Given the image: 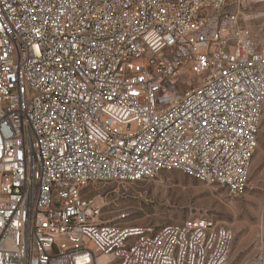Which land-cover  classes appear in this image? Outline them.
I'll return each instance as SVG.
<instances>
[{
  "label": "built area",
  "instance_id": "2783aa9c",
  "mask_svg": "<svg viewBox=\"0 0 264 264\" xmlns=\"http://www.w3.org/2000/svg\"><path fill=\"white\" fill-rule=\"evenodd\" d=\"M263 105L264 0H0V264H227L209 216L122 226L85 191L239 195Z\"/></svg>",
  "mask_w": 264,
  "mask_h": 264
},
{
  "label": "rangeland",
  "instance_id": "374dc122",
  "mask_svg": "<svg viewBox=\"0 0 264 264\" xmlns=\"http://www.w3.org/2000/svg\"><path fill=\"white\" fill-rule=\"evenodd\" d=\"M85 194L106 203L100 220L122 226L156 228L190 216H209L232 232L227 264H264V105L247 187L239 195L178 170L134 183H95ZM121 212L128 213L127 218L118 219Z\"/></svg>",
  "mask_w": 264,
  "mask_h": 264
},
{
  "label": "bare ground",
  "instance_id": "6f19581e",
  "mask_svg": "<svg viewBox=\"0 0 264 264\" xmlns=\"http://www.w3.org/2000/svg\"><path fill=\"white\" fill-rule=\"evenodd\" d=\"M101 260H103V258H101Z\"/></svg>",
  "mask_w": 264,
  "mask_h": 264
}]
</instances>
